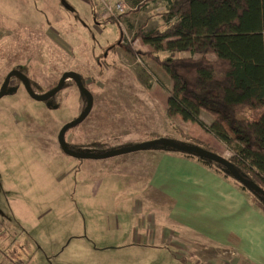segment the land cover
I'll use <instances>...</instances> for the list:
<instances>
[{
	"label": "rangeland",
	"instance_id": "374dc122",
	"mask_svg": "<svg viewBox=\"0 0 264 264\" xmlns=\"http://www.w3.org/2000/svg\"><path fill=\"white\" fill-rule=\"evenodd\" d=\"M164 11L162 0H139L134 8L127 0H0V90L9 73L22 70L34 93L44 96L65 73L74 72L83 78L93 108L65 131L68 147L108 155L156 136L182 144L174 127L183 129V120L167 118L173 83L148 56L153 49L137 36L140 30L162 29ZM9 87L14 91L0 100V254L8 257L1 263L90 264L80 245L92 249L102 237L118 252V264L122 256L124 264H149L152 253L134 242L141 217L135 209L146 203L151 211L166 200L148 188L151 160L139 159L169 148L156 145L105 159L69 156L59 134L89 104L74 79L68 77L46 102L34 100L16 75ZM263 116L264 107L237 109L240 120ZM202 118L207 125L214 122L205 112ZM76 135L98 146L86 151L83 143L73 145ZM209 145L234 159L224 143ZM159 210L154 209L155 224ZM112 212L124 221L120 229L107 222Z\"/></svg>",
	"mask_w": 264,
	"mask_h": 264
},
{
	"label": "trees",
	"instance_id": "16d2710c",
	"mask_svg": "<svg viewBox=\"0 0 264 264\" xmlns=\"http://www.w3.org/2000/svg\"><path fill=\"white\" fill-rule=\"evenodd\" d=\"M162 1L164 27L148 32L140 30L137 36L153 49L148 56L173 83L167 118L181 117L213 134L233 153L234 159L230 161L236 171L264 190V116L256 121L237 117L239 107H264V0ZM127 2L134 8L139 0ZM128 50L134 53L132 48ZM157 53L167 57L162 59ZM80 80L84 84L83 78ZM29 84L35 92L30 80ZM201 112L211 115L214 122L207 125L200 117ZM174 129L183 141L181 145L218 154L212 146L192 138L182 128ZM97 146L86 144L83 148ZM172 151L195 159L232 181L264 212V196L240 183L220 163L194 152Z\"/></svg>",
	"mask_w": 264,
	"mask_h": 264
},
{
	"label": "crops",
	"instance_id": "0c3cea01",
	"mask_svg": "<svg viewBox=\"0 0 264 264\" xmlns=\"http://www.w3.org/2000/svg\"><path fill=\"white\" fill-rule=\"evenodd\" d=\"M160 114L165 118L162 111ZM183 122L190 136L222 146L200 126ZM75 137L76 141H70L73 145L89 143ZM139 160H151L148 188L166 200L151 207V211L146 203L135 209L141 217L134 228V242L152 253L153 258L147 259L149 264H264V212L253 205L246 192L199 161L170 149H155ZM155 208L160 209L156 224ZM116 214L112 212L106 219L120 229L117 226L124 221ZM106 243L100 237L93 241L92 249L80 245L79 249L85 251V256L81 253L84 261L87 257L90 264H118V252L109 250ZM101 251L108 255L103 256ZM0 258L8 257L0 254ZM120 258L124 264L123 256Z\"/></svg>",
	"mask_w": 264,
	"mask_h": 264
},
{
	"label": "water",
	"instance_id": "95a60500",
	"mask_svg": "<svg viewBox=\"0 0 264 264\" xmlns=\"http://www.w3.org/2000/svg\"><path fill=\"white\" fill-rule=\"evenodd\" d=\"M18 76L26 91L28 92V94L36 101H40V102H46L48 100H50L52 97H54L58 92H60L67 80L68 77H72V79H74L77 87L80 89V91H82L83 94H85L89 100V104L87 107V110L85 111V113L79 117L78 119H76L75 121H73L72 123L67 124L60 132L59 134V144L60 147L62 149V151L72 157H83V158H88V159H105L108 157H114V156H118V155H122V154H128L131 152H138V151H142V150H146L150 147L156 146V145H162L166 148L172 149V150H176L179 152H194L196 154H200L203 158L211 160V161H215L220 163L221 165H223L226 169H228V171L230 173H232L234 175V177L242 184L247 185L249 187H251L252 189L256 190L257 192H259L260 194H262L264 196V190H262L259 186H257L256 184H253L247 180H245L234 168L232 162L228 159L223 158L221 155L218 154H214L211 152H207V151H203L198 147H192V146H184L181 144H177V143H173L170 142L167 139H158V140H154V141H150V142H146V143H142L136 147H132L126 150H122V151H113L108 155H93L91 153H85V152H76V151H72L70 150L67 146H66V142L64 140V133L65 131L75 125H78L80 123H82L90 114V112L92 111L93 108V98L90 94V92L86 89V87L83 85L82 81L80 80V77L78 74L74 73V72H68L65 73L61 80L59 81V84L57 85V87L52 90L51 92H49L48 94L44 95V96H37L31 89L30 84H29V79L26 77V75H24L22 72L20 71H12L11 73H9L4 81V84L0 90V100L8 93H12L14 91L13 88H10V81L12 79L13 76Z\"/></svg>",
	"mask_w": 264,
	"mask_h": 264
},
{
	"label": "built area",
	"instance_id": "2783aa9c",
	"mask_svg": "<svg viewBox=\"0 0 264 264\" xmlns=\"http://www.w3.org/2000/svg\"><path fill=\"white\" fill-rule=\"evenodd\" d=\"M118 8H119L121 11H123V8H124V7H123L122 5H119Z\"/></svg>",
	"mask_w": 264,
	"mask_h": 264
}]
</instances>
